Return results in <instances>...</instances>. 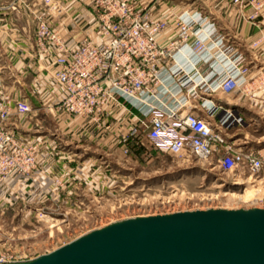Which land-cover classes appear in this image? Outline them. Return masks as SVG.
Listing matches in <instances>:
<instances>
[{
  "label": "crops",
  "instance_id": "obj_1",
  "mask_svg": "<svg viewBox=\"0 0 264 264\" xmlns=\"http://www.w3.org/2000/svg\"><path fill=\"white\" fill-rule=\"evenodd\" d=\"M52 1L58 2L63 11L57 16H49L48 21L67 44L76 45L88 32L94 37L90 27L94 21L93 0ZM256 2L263 5L258 10L255 9ZM137 3L167 21L166 31L159 35L161 46L178 40L181 16H201L204 24L198 26L195 23L192 27L194 32L207 35L206 28L212 24L217 29V33L207 38L205 47L220 36L224 44L232 48L231 52L226 53L227 57L233 58L236 53L242 58L237 67L248 68L249 82L245 88L231 93L203 92L205 88L214 90L218 77L223 73L221 71L225 65L218 59L219 48L210 51L207 48L202 52L198 58L201 61L195 68L194 60L186 50L179 53L177 60H166L162 67L184 66V75L179 78L187 84L177 98L187 97L184 111L193 107L197 115L205 116L203 106L205 102H212L217 113L210 119L211 123L232 112L242 122L225 130L228 141L244 150L264 154V0H246L242 5L234 0H137ZM46 11L48 6L44 0H27V3L7 8L0 18L2 28H7L12 35L11 41L3 33L0 36L1 59L4 62L0 73L8 70L13 77V81L5 86L11 87L13 99L16 100L14 103L27 101L32 107L30 114L17 115L20 121L13 124V131L22 142L38 147L37 167L27 180L29 182L23 184L27 190L26 198L36 201L37 197L42 196L38 200L43 202L60 201V198L71 200L78 195L77 188L93 187L101 171H109L106 167L100 170L90 159L77 158L95 153L81 149L85 141L93 142L98 149L101 147L104 153L110 155L115 152L116 145L123 148V138H140L141 134H145L142 127L144 118L121 100L110 105L101 125L58 110L63 91L52 80L49 66L43 63L45 53L37 45V22ZM14 40L18 43H14ZM196 40L197 35L191 34L187 39L189 47H193ZM12 41L14 49L10 47ZM190 89L194 93H188ZM249 90L253 92L252 98L246 93ZM134 129L138 132L136 135H132ZM85 147L88 150V146ZM57 180L64 183L62 191ZM37 190H40L39 194Z\"/></svg>",
  "mask_w": 264,
  "mask_h": 264
},
{
  "label": "built area",
  "instance_id": "obj_2",
  "mask_svg": "<svg viewBox=\"0 0 264 264\" xmlns=\"http://www.w3.org/2000/svg\"><path fill=\"white\" fill-rule=\"evenodd\" d=\"M245 1L234 0L239 5ZM45 4L48 11L39 18L37 45L45 53L43 63L49 66L52 80L63 91L57 106L59 111L101 125L110 105L121 100L144 118L145 135L158 151L173 156L192 155L203 160L216 157V164L223 171L245 168L253 176L264 172L263 155L236 146L224 133L240 124L242 119L227 112L216 123H211L217 108L205 106L207 102L203 106L205 116L197 115L193 107L184 111L187 97L177 99L187 84L179 78L184 75V66L162 67L166 60H177L179 53L186 50L195 68L202 52L207 48L209 51L219 48L218 59L225 65L223 73L214 90L205 88L203 92L231 93L239 89L246 82L249 70L237 67L242 58L236 53L233 58L227 57L226 53L232 48L226 46L220 36L205 47L207 38L217 33L213 24L208 25V33L204 35L192 30L195 23L204 24L201 16L183 15L178 40L161 46L159 35L168 26L164 17H155L151 9L141 7L137 0H93L94 37L88 32L71 46L48 21L49 16L61 14L63 8L52 0H45ZM262 6L256 2L255 9ZM193 33L197 40L189 47L187 39ZM12 106L11 102L0 103V167L8 169L9 173L26 172L35 166L38 147L19 140L5 124L11 119L13 109L16 115L25 116L32 112V107L27 101ZM137 133L134 129L132 135ZM128 140V137L122 139L125 154L130 153ZM258 204L262 205L259 209H264V199Z\"/></svg>",
  "mask_w": 264,
  "mask_h": 264
},
{
  "label": "rangeland",
  "instance_id": "obj_3",
  "mask_svg": "<svg viewBox=\"0 0 264 264\" xmlns=\"http://www.w3.org/2000/svg\"><path fill=\"white\" fill-rule=\"evenodd\" d=\"M18 3L27 0H0V18L1 13ZM6 29L0 23V36L3 33L11 41L12 35ZM14 43H10L12 49ZM3 63L0 52V69ZM248 77L249 72L239 89L246 87ZM12 81L8 70L0 73V103L11 102L14 108L13 91L5 86ZM246 93L252 98V91ZM12 112L5 124L8 131H13V124L20 121L14 109ZM139 140L147 147L140 160L125 154L119 144L113 154L107 155L101 147L85 141L81 149L95 153L77 158L90 159L100 170L106 167L109 171H101L93 187L77 188L78 195L71 200L43 202L38 200L42 196L36 201L26 198L23 184L29 182L37 167L38 149L30 171L9 173L0 167V264H29L94 231L126 221L194 211H247L262 206L258 203L264 199V172L253 176L245 168L223 171L216 157L203 160L192 155L173 156L158 151L145 134ZM57 185L61 189L64 183L57 180ZM244 185L260 188L261 192L250 196L243 192Z\"/></svg>",
  "mask_w": 264,
  "mask_h": 264
},
{
  "label": "water",
  "instance_id": "obj_4",
  "mask_svg": "<svg viewBox=\"0 0 264 264\" xmlns=\"http://www.w3.org/2000/svg\"><path fill=\"white\" fill-rule=\"evenodd\" d=\"M29 264H264V209L126 221Z\"/></svg>",
  "mask_w": 264,
  "mask_h": 264
},
{
  "label": "trees",
  "instance_id": "obj_5",
  "mask_svg": "<svg viewBox=\"0 0 264 264\" xmlns=\"http://www.w3.org/2000/svg\"><path fill=\"white\" fill-rule=\"evenodd\" d=\"M130 153L133 154L139 160L142 154L147 153V147L139 140L138 137H132L128 140Z\"/></svg>",
  "mask_w": 264,
  "mask_h": 264
},
{
  "label": "bare ground",
  "instance_id": "obj_6",
  "mask_svg": "<svg viewBox=\"0 0 264 264\" xmlns=\"http://www.w3.org/2000/svg\"><path fill=\"white\" fill-rule=\"evenodd\" d=\"M208 107H212L213 103L212 102H207ZM245 189H244V193H250V196H256L261 192L260 188H257L255 186H247L244 185ZM242 190V189H241Z\"/></svg>",
  "mask_w": 264,
  "mask_h": 264
}]
</instances>
